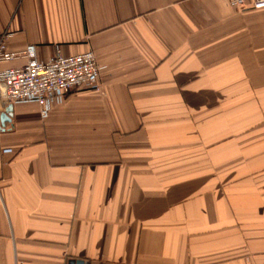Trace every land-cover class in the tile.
<instances>
[{
  "label": "crops",
  "instance_id": "0c3cea01",
  "mask_svg": "<svg viewBox=\"0 0 264 264\" xmlns=\"http://www.w3.org/2000/svg\"><path fill=\"white\" fill-rule=\"evenodd\" d=\"M4 32L100 71L0 125V264H264V8L0 0Z\"/></svg>",
  "mask_w": 264,
  "mask_h": 264
},
{
  "label": "built area",
  "instance_id": "2783aa9c",
  "mask_svg": "<svg viewBox=\"0 0 264 264\" xmlns=\"http://www.w3.org/2000/svg\"><path fill=\"white\" fill-rule=\"evenodd\" d=\"M233 7H243L248 1L255 9L264 8V0H225ZM9 33L0 34V65L25 59L19 66L0 68V108L17 101L32 99L41 108L42 118L47 117V105L58 95H66L82 87L98 88L100 66L92 50L79 54L63 55L59 50L45 60L36 57V46L24 49L7 48ZM4 148L3 153H12Z\"/></svg>",
  "mask_w": 264,
  "mask_h": 264
},
{
  "label": "water",
  "instance_id": "95a60500",
  "mask_svg": "<svg viewBox=\"0 0 264 264\" xmlns=\"http://www.w3.org/2000/svg\"><path fill=\"white\" fill-rule=\"evenodd\" d=\"M12 105L8 104L3 111L0 112V125L3 126L5 122L10 121ZM82 264V263H76Z\"/></svg>",
  "mask_w": 264,
  "mask_h": 264
}]
</instances>
